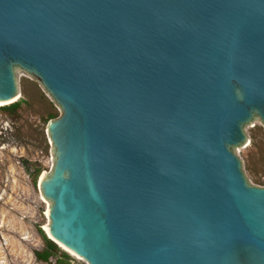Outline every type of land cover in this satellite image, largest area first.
<instances>
[{"label": "water", "instance_id": "water-1", "mask_svg": "<svg viewBox=\"0 0 264 264\" xmlns=\"http://www.w3.org/2000/svg\"><path fill=\"white\" fill-rule=\"evenodd\" d=\"M37 78L49 233L89 264H264V0H0V102ZM9 102V103H7Z\"/></svg>", "mask_w": 264, "mask_h": 264}, {"label": "rangeland", "instance_id": "rangeland-1", "mask_svg": "<svg viewBox=\"0 0 264 264\" xmlns=\"http://www.w3.org/2000/svg\"><path fill=\"white\" fill-rule=\"evenodd\" d=\"M18 91V102H23L15 113L0 105V264H89L45 231L50 202L43 197L40 179L55 163L47 122L50 114L60 116L62 110L31 74H19ZM245 133L247 142L237 156L249 182L264 187V124L253 121ZM25 162L32 172L41 170L36 180L25 170ZM40 230L58 247L49 262L35 257L36 251L47 248Z\"/></svg>", "mask_w": 264, "mask_h": 264}, {"label": "trees", "instance_id": "trees-1", "mask_svg": "<svg viewBox=\"0 0 264 264\" xmlns=\"http://www.w3.org/2000/svg\"><path fill=\"white\" fill-rule=\"evenodd\" d=\"M23 101H17L13 104H10V105H6V106H3L2 109L9 112V113H15L20 107H21V103ZM49 119H48V122L52 119H55L58 117V114H55V113H52L49 115ZM47 122V124H48ZM25 170L28 172L29 176L30 177H33L34 180H36L40 174V171L41 170H35V171H31L30 168H29V163L28 162H25L23 164ZM40 233L43 235V238L44 240L46 241V244H47V248L44 249L43 251H36L35 252V257L38 261H41V262H49L50 258L54 255L55 251L58 249L57 245L51 241L50 239H48L44 232L42 230H40Z\"/></svg>", "mask_w": 264, "mask_h": 264}, {"label": "bare ground", "instance_id": "bare-ground-1", "mask_svg": "<svg viewBox=\"0 0 264 264\" xmlns=\"http://www.w3.org/2000/svg\"><path fill=\"white\" fill-rule=\"evenodd\" d=\"M7 103H9V102H7ZM1 104H6V103H5V102H0V105H1ZM48 215H49V213H48ZM48 228H49V225L45 227V231H46V233H49ZM49 236H50V235H49ZM68 251H69V250H68Z\"/></svg>", "mask_w": 264, "mask_h": 264}]
</instances>
